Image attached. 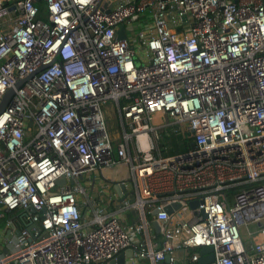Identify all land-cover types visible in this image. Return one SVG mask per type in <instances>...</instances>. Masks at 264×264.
Masks as SVG:
<instances>
[{"label": "built area", "instance_id": "built-area-1", "mask_svg": "<svg viewBox=\"0 0 264 264\" xmlns=\"http://www.w3.org/2000/svg\"><path fill=\"white\" fill-rule=\"evenodd\" d=\"M10 88L0 264H105L132 244L152 264L201 246L264 264V0H0V102Z\"/></svg>", "mask_w": 264, "mask_h": 264}, {"label": "water", "instance_id": "water-1", "mask_svg": "<svg viewBox=\"0 0 264 264\" xmlns=\"http://www.w3.org/2000/svg\"><path fill=\"white\" fill-rule=\"evenodd\" d=\"M124 29H123V26H120V28L118 29L117 31V36L118 38H123L124 37ZM44 66H41L38 70L42 69ZM37 70V71H38ZM24 80H20L18 81L16 84H15V89L18 88L22 82ZM14 93V89L13 88H10L8 89L3 97H2V100L0 102V112L5 108L6 104L8 103V100L10 99V97L12 96V94ZM69 182L72 184L73 183V179H69ZM56 183L57 184H63L64 183V179L63 178H59L56 180ZM113 189L115 190L116 194L118 196L121 195V191L125 190V186L123 183H118V184H113ZM189 205L191 208H194L196 205H197V202L196 201H191L189 202ZM178 207L177 204L173 203L172 206H167L165 207V210L171 214L173 212V208H176ZM156 213V209H154L152 211V214H155ZM196 214V213H195ZM34 224L33 223H28L26 226L28 228L32 227ZM151 225L153 227V229L155 231L158 232V226H157V223L155 221H152L151 222ZM8 233V231H7ZM130 251V255H129V252ZM128 253V255H127ZM126 258L127 259H131L132 258V251L131 249L129 248L127 251H123L121 253H119L117 256H115L114 258L110 259L108 261V263H105V264H128L126 263ZM213 260H214V255H213V249L211 246H201L198 250V258H197V261H196V264H212L213 263ZM157 264H163L162 262H158Z\"/></svg>", "mask_w": 264, "mask_h": 264}, {"label": "crops", "instance_id": "crops-1", "mask_svg": "<svg viewBox=\"0 0 264 264\" xmlns=\"http://www.w3.org/2000/svg\"><path fill=\"white\" fill-rule=\"evenodd\" d=\"M117 176H118V174L116 172L113 171L111 173V177H117ZM110 185L111 184H109V186ZM108 189H109V187L107 186L106 190H108ZM106 190H105V192H106ZM116 216L122 221V223L124 225H129V224L137 221L136 212L134 210L133 211L129 210V211H125V212H120V213L116 214ZM132 237H133V243H134V242L142 239V234L141 233H135V234H132ZM160 237H161L160 234L157 231H155L154 229L152 231H150L151 241L157 247H159L160 244H161ZM129 248L132 251V258L131 259H127L126 258V263H128V264H152L150 262V260L140 258L139 256H137L135 254V251H134L135 248H134L133 244L130 247H127L124 250L120 251L119 253H121L123 251H127ZM189 252H190V250H184V249H182L180 247L179 248H175L171 253H167L165 255L164 259L162 261H159V262L160 263L162 262L163 264H167V263H170V264H183V262L185 260L184 257H186ZM128 253L130 255V251ZM128 253H127V255H128ZM185 263L186 264H196V262L192 263V262H188V261H186Z\"/></svg>", "mask_w": 264, "mask_h": 264}, {"label": "rangeland", "instance_id": "rangeland-1", "mask_svg": "<svg viewBox=\"0 0 264 264\" xmlns=\"http://www.w3.org/2000/svg\"><path fill=\"white\" fill-rule=\"evenodd\" d=\"M138 23H139V21L134 22L132 24L134 33H137V31L140 29V25ZM183 135L188 136V134H184V133H183ZM161 149H162V153H177V152L184 150L185 144H184L182 133L171 134L170 137H167L165 141L162 140L161 141ZM13 213H15V212H13ZM2 221H3V218L0 219V225L1 226H3ZM262 224L264 226V220H263ZM258 230H259V227L257 224L250 223L248 225H239L240 234L243 237H246V236L249 237L253 241L260 239V236L258 234ZM1 241H2V239L0 238V246L2 245ZM2 251H3V247H2V249H0V252H2Z\"/></svg>", "mask_w": 264, "mask_h": 264}]
</instances>
